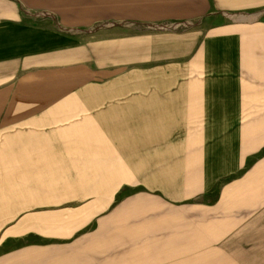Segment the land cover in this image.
I'll use <instances>...</instances> for the list:
<instances>
[{
	"label": "crops",
	"instance_id": "obj_1",
	"mask_svg": "<svg viewBox=\"0 0 264 264\" xmlns=\"http://www.w3.org/2000/svg\"><path fill=\"white\" fill-rule=\"evenodd\" d=\"M202 209L264 231V0H0V264L148 261L102 258V231Z\"/></svg>",
	"mask_w": 264,
	"mask_h": 264
},
{
	"label": "rangeland",
	"instance_id": "obj_2",
	"mask_svg": "<svg viewBox=\"0 0 264 264\" xmlns=\"http://www.w3.org/2000/svg\"><path fill=\"white\" fill-rule=\"evenodd\" d=\"M74 18H77V16L71 15L67 21L58 16H55L53 19L61 28H66L76 33L94 29H104L109 26L113 27V13H100L97 15L88 16L86 19H84L85 17H81L82 19ZM222 215V213L213 214L211 211L209 212L205 211V209H202V211H198L192 215L187 214L188 220L190 218L191 220H189L188 223L182 222L181 225H178V223H169L168 225L170 227L167 226L165 228L161 226L159 222H156L136 230H104L102 231L101 237V256L104 259H114L115 256L119 257L120 259L125 254V256L127 255L126 259L134 258L148 260L134 262L127 261L126 263L118 261V263L116 262L113 264H178L161 262V259H178L180 256L178 254L170 255L168 253L159 254V243L161 242L160 245L164 247L166 246L165 250L169 251L173 250L177 252L182 249L195 251L197 249L195 245L196 241L201 240L206 242L204 243L206 246H200L198 247V250L213 251L214 256L212 257L213 260L211 262H199L197 264H264V245H259L257 243L260 240L264 242V231L243 229L209 230L205 228L206 225H211L212 222L219 223L220 220L223 221L221 219ZM229 217L230 216L228 215L226 218L229 219ZM155 218L156 217L152 215L151 220H155ZM232 218H234L232 219L233 223L227 222V225H239L238 214H232ZM139 225L142 226L143 224ZM218 225L221 226V223ZM136 231L138 234H136ZM62 233L63 230L62 226H60V223H55L54 243L59 244L55 245V247H60L62 242L59 238L61 237ZM173 234L176 236L175 239L173 238ZM212 234L215 236L214 239L211 238L213 237ZM188 242L191 243L190 246L188 245ZM152 249L157 250V252L152 253ZM259 251L260 254L257 253ZM237 252H240L239 254H242V256H238ZM188 257L191 259V257L194 256L190 255ZM255 257H257L256 259L260 257L262 261H246V258L252 259ZM191 262L192 263L187 264H196L193 261Z\"/></svg>",
	"mask_w": 264,
	"mask_h": 264
}]
</instances>
